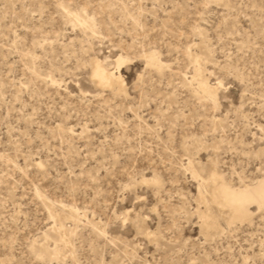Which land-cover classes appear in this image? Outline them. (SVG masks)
Here are the masks:
<instances>
[{"label":"rangeland","instance_id":"1","mask_svg":"<svg viewBox=\"0 0 264 264\" xmlns=\"http://www.w3.org/2000/svg\"><path fill=\"white\" fill-rule=\"evenodd\" d=\"M213 170L264 178V0H0V264H264Z\"/></svg>","mask_w":264,"mask_h":264},{"label":"bare ground","instance_id":"2","mask_svg":"<svg viewBox=\"0 0 264 264\" xmlns=\"http://www.w3.org/2000/svg\"><path fill=\"white\" fill-rule=\"evenodd\" d=\"M85 21V20H84ZM83 23H86L83 22ZM147 61L154 64L155 58L149 55ZM157 62V61H156ZM92 78L99 86L109 87L113 83L123 84V80L118 69L115 72H108L100 63L94 62L92 67ZM220 83H217L218 86ZM198 87L202 94L214 99V88L206 81H200ZM212 187L210 189V201L212 204L226 208L230 213V221L243 220L248 216V206L251 204H260L264 202V178L260 179L254 186H244L242 189H233L219 177L215 170L211 171ZM203 224L206 229L213 230L214 222L208 215L202 216ZM215 230V229H214Z\"/></svg>","mask_w":264,"mask_h":264}]
</instances>
